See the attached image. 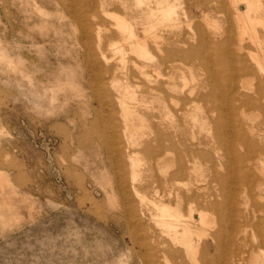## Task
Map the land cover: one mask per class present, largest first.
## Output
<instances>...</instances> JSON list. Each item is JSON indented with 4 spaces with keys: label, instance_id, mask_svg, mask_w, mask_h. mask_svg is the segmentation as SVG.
Instances as JSON below:
<instances>
[{
    "label": "rangeland",
    "instance_id": "rangeland-1",
    "mask_svg": "<svg viewBox=\"0 0 264 264\" xmlns=\"http://www.w3.org/2000/svg\"><path fill=\"white\" fill-rule=\"evenodd\" d=\"M170 1L177 4L173 23L178 26L160 23L158 30L167 37L162 42L171 48L177 40L181 48L194 52L181 61L172 58L167 71L177 83H182L183 73L188 80L194 77L190 84L195 85L207 76L202 60H210L220 72L218 53L237 45L234 10L229 0ZM126 2L132 5L131 0ZM103 3L109 14L100 7ZM126 12L134 13L130 8ZM115 13H124L122 0H0V264L166 262L162 252L154 250L163 236L154 232L150 199L170 189L164 177L167 170L175 169L168 165L175 156L152 158L148 133L139 144L125 133L114 78L121 77L133 88L141 82L139 89L147 83L131 61L126 63L127 77L117 70L121 64L114 47L122 41L114 25ZM206 16L216 28L205 23ZM256 29L264 44V25ZM244 45L255 47L248 39ZM127 56L142 62L131 52ZM205 90L197 88V92ZM210 105L200 103L196 111L204 129L191 119L186 122L187 148L194 144L196 150H215L213 145L198 144L192 134L206 139V130L213 127L204 118ZM141 111L149 132L151 123L161 120V111L158 107ZM247 114L260 122L253 138L264 158V110L254 106ZM211 115L222 116L234 134L250 124L240 111ZM214 145L218 153L211 152L212 160L220 156L223 164L215 167L231 179L225 192L238 196L233 215L228 216L236 223L220 236L223 252L217 263L225 264V257L231 260L235 249L242 258L238 264L264 260V223L257 225L264 219L259 155L249 165L241 156L246 146L240 140L224 137ZM133 157L142 160L140 170L136 166L132 170ZM199 160H204L202 173H210V162ZM134 168L138 178L133 177ZM209 192L201 191L205 196ZM200 203L216 217L202 199ZM205 237L197 239L196 258L203 264L207 246L211 254L215 252L211 237ZM177 264L195 263L185 255Z\"/></svg>",
    "mask_w": 264,
    "mask_h": 264
},
{
    "label": "bare ground",
    "instance_id": "bare-ground-1",
    "mask_svg": "<svg viewBox=\"0 0 264 264\" xmlns=\"http://www.w3.org/2000/svg\"><path fill=\"white\" fill-rule=\"evenodd\" d=\"M126 1L128 0H122L124 13L112 15L122 41L114 47L119 54L121 64L117 70L127 77L128 71L125 72V70L128 69V66L126 63L131 61L139 76H143L147 84L146 87L139 89L142 87L140 82L136 88H133L121 77L120 79L114 78L123 119L128 129V132L125 133L130 138L129 141L137 144L148 133L151 139L147 151L152 158L156 156L162 158L168 153H173L175 156L168 163L170 166L175 165V169L167 170L164 177V182L169 185L170 189L167 191L164 189L159 195L150 199L151 222L156 229L154 232L163 236L154 250L159 249V252H162L165 264H177L184 259L185 255L193 263L203 264L196 258L199 251L197 239L200 240L203 236H208L214 242L215 252L211 254V246H207V257L204 264H218L217 261L223 252L220 236L227 235L228 226L236 223L235 218H228V216L233 215L238 196L231 190L225 192L226 186L231 184V179L222 175L215 167L218 164L221 165L222 161L220 156L212 160L211 152L218 153L214 144L221 142L224 137L228 141L240 140L246 146V152L241 155L242 158L247 160V164L253 165L252 159L259 155L257 169L264 173V158L261 157L263 152L253 138L256 134V125L260 122L253 115L247 114V110L254 106L264 110V44L256 29L258 24L264 25L263 0H229L239 27L238 39H236L238 43L233 49L223 48L218 53L220 72L210 64V60H202L204 70L208 71L207 76L202 82L195 85L190 84L195 81L194 77L188 80L183 73L182 83H177L174 74L167 71L168 63L172 58L181 61L192 56L194 52L192 49L181 48L177 40H174L175 45L171 48L164 41L162 42V39H167V37L159 32L158 26L160 23H170L171 26L178 24L177 22L173 23V20L178 17L177 4L171 3L170 0H131L132 5L128 6ZM103 6L104 3L100 7L106 11ZM127 8L133 10L134 13L129 16V13L126 12ZM106 13L109 14L107 11ZM203 20L216 28L215 22L207 16ZM179 24L181 25V23ZM190 24H192L191 21ZM185 25L187 26L188 23ZM217 29L219 28L217 27ZM139 30H142L143 35H141L142 32H138ZM247 39L255 46L254 48L245 47L244 41ZM150 43H152L151 46ZM128 51L135 54L142 62L132 58L129 60ZM103 56L104 60L108 59L106 55ZM175 67L177 68V65ZM199 86L206 87V90L197 92ZM223 90L227 93H224ZM222 95L227 99H223ZM149 97L153 100H149ZM130 99L133 104H130ZM155 101L158 104H155ZM206 102H210L211 105L204 117L205 122L211 121L213 127L209 125L206 130V139L196 137L194 132L192 134L193 139L197 138L198 144L213 145L215 150H196L197 145L194 144L189 146L191 149L187 148L186 122L191 119L193 125L204 129V122L198 117L196 111L200 103L204 105ZM142 107H158L161 111V120L152 122L149 132L146 131L145 121L147 118L141 111ZM224 111L229 113L240 111L244 118L250 121L246 131L242 130L234 134L232 129H228L227 121L222 116L212 117L211 115V113L222 114ZM182 145H186V147H182ZM182 154L184 156L191 155V157L184 159ZM138 157L131 159L132 170L135 166L139 169L142 160ZM200 157L210 162L207 164L210 173H202L201 166L204 160H199ZM138 172L135 169V174L132 176L138 178ZM206 189L210 190L207 196L201 193ZM219 198L223 200H219ZM199 199H202L209 209L214 210L216 217L201 208V206L203 207L202 203L198 205ZM185 204L186 210L183 207ZM260 208L264 210V204ZM263 223L264 219L260 220L257 225L262 227ZM234 224H232L233 227ZM240 255L238 249H235L232 252L231 260L225 257L224 263L238 264L240 262L238 260H242ZM253 264H264V260L256 259Z\"/></svg>",
    "mask_w": 264,
    "mask_h": 264
}]
</instances>
